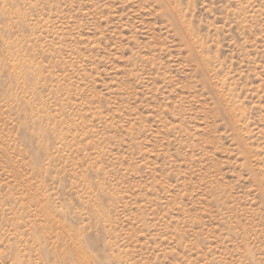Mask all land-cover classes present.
Returning a JSON list of instances; mask_svg holds the SVG:
<instances>
[{"label": "rangeland", "instance_id": "obj_1", "mask_svg": "<svg viewBox=\"0 0 264 264\" xmlns=\"http://www.w3.org/2000/svg\"><path fill=\"white\" fill-rule=\"evenodd\" d=\"M0 264H264V0H0Z\"/></svg>", "mask_w": 264, "mask_h": 264}]
</instances>
